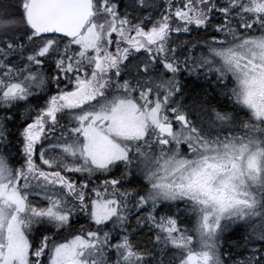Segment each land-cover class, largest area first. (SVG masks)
I'll list each match as a JSON object with an SVG mask.
<instances>
[{
    "label": "snow or ice",
    "instance_id": "1",
    "mask_svg": "<svg viewBox=\"0 0 264 264\" xmlns=\"http://www.w3.org/2000/svg\"><path fill=\"white\" fill-rule=\"evenodd\" d=\"M149 9L0 0V143L13 109L28 105L19 166L0 154V264H165L168 249L167 264H225L221 237L237 222L251 254L234 264H264V0H167L158 18ZM209 29L203 42L181 39ZM184 73L232 110L206 94L190 119ZM133 210L151 250L130 239ZM80 216L95 230L74 227Z\"/></svg>",
    "mask_w": 264,
    "mask_h": 264
},
{
    "label": "trees",
    "instance_id": "2",
    "mask_svg": "<svg viewBox=\"0 0 264 264\" xmlns=\"http://www.w3.org/2000/svg\"><path fill=\"white\" fill-rule=\"evenodd\" d=\"M151 3L156 5V9H161L163 7V1L160 2L159 0H151ZM145 15L149 14L148 12L144 13ZM207 33L206 32H199V38L201 40V42L204 41L205 35ZM193 34L191 33L190 35H184L181 37V39H192ZM27 51H25L24 55H27ZM13 63L14 64H22L23 61L18 58V57H12ZM184 78L188 77L187 74H183L182 75ZM61 87H63V85H61ZM207 94V99L209 100V102L213 99L211 92L208 91V89L206 87H196L195 84H192V82L190 80H186V84H184L183 86V96L184 98L187 100L185 101V103H188L190 105V103H196L197 106H199V104L202 102V97H205V95ZM215 98V96H214ZM218 98H216L217 100ZM31 104L34 106L37 101L30 98ZM28 107L27 104H24L23 102H21L20 106H18L17 108L13 109V112L15 114V122L14 123H9L7 126L10 129V131L13 133V135L8 137L9 140V144L8 145H0V152L5 155L6 157H8V161L10 164H12L13 166L18 165L17 161L20 160V156L17 154L18 153V149H19V144H18V136L16 135L17 133V129L19 127V125H21L22 123H24V120L26 119V114H25V108ZM6 113L4 112V110L2 108H0V116L5 115ZM62 123L64 121H61ZM32 203L33 204H38L35 201V198L32 199ZM39 205V204H38ZM167 210L164 209L162 212H166ZM135 210H133V214L130 217V221L132 224V228H131V233L130 236L131 240L133 241L134 244L139 245L141 250H151L153 248V242H154V234L153 232H150L147 228H137L136 227V223H135V216L138 214L134 213ZM83 220V223H78L75 225L76 228H79L80 225H84L86 228H92V230H95V228L89 224V222L86 220V218H84L83 216H80ZM190 216H181L180 219L182 221V223L180 224V226H183V223L186 222L188 223V219L191 221V219L189 218ZM190 227L192 224H189ZM40 226L38 225L37 227H34V230L32 231L33 234H35L37 228H39ZM248 229L243 225H237L233 230H231V232H228L227 234H225L222 237V242H221V255L222 258L224 257L225 254L230 255L232 257L231 260H226L225 264H234V262L236 260H243L246 256L250 255L251 253L249 251L246 250L245 248V240L248 239ZM70 232L71 230H69L68 232H65V234L61 235V240H63L65 237H70ZM247 247L251 248V247H256V245L253 244H249L247 245ZM171 249H168L165 251V253L163 254V259L165 261V264H167V261L172 258L171 253L173 251H171Z\"/></svg>",
    "mask_w": 264,
    "mask_h": 264
},
{
    "label": "flooded vegetation",
    "instance_id": "3",
    "mask_svg": "<svg viewBox=\"0 0 264 264\" xmlns=\"http://www.w3.org/2000/svg\"><path fill=\"white\" fill-rule=\"evenodd\" d=\"M210 31H211V29L208 30L207 34L205 35L204 40L211 38V36H210L211 32ZM199 32H201V31H199ZM199 32H192L193 37H197V36L199 37L200 36ZM202 32H204V31H202ZM178 79L181 80L182 90H183L184 84H186V80H190L192 82V84L196 85L197 88L198 87H200V88L206 87L208 89V91H210L211 94H213L212 95L213 99L210 101V104L212 106H214L220 110H225V109L229 110V111L232 110L231 101L227 97L221 96L217 91H214L213 88L209 86L208 82L205 79H203L202 77L198 78L196 75H190V76L184 78L181 75L178 77ZM214 96H215V98H214ZM216 98H218V99L216 100ZM185 101H187V100L183 96L181 102L186 104V105H189L188 103H185ZM189 106L193 108V114L190 116V119L196 120L197 116L199 115L198 106L196 105V103L195 104L190 103ZM241 115H243V113H241Z\"/></svg>",
    "mask_w": 264,
    "mask_h": 264
},
{
    "label": "rangeland",
    "instance_id": "4",
    "mask_svg": "<svg viewBox=\"0 0 264 264\" xmlns=\"http://www.w3.org/2000/svg\"><path fill=\"white\" fill-rule=\"evenodd\" d=\"M159 1H160V2L163 1V7L160 9V10H161V13H163L164 10H165V8L167 7V0H159ZM149 3L151 4V0H149ZM220 3L222 4V3H223V0H220ZM210 32H211V31H210ZM201 50L203 51V49H201ZM185 74H187V76H190L188 73H185ZM0 144H2V143H0ZM182 150H183V148H182ZM0 154H2V153L0 152ZM8 162H9V161H8ZM39 163H40L39 160H37V164H39ZM9 164H10V163H9ZM10 165L13 166L12 164H10ZM13 167H18V166H13ZM104 178H113V177H101V180H97L96 183H97V184L101 183L102 179H104ZM42 195H43V193L40 194L41 197H42ZM35 201L39 204V205H38V204L35 203L36 206H45L44 203H43V201H42V199H40L39 197H36V198H35ZM179 207H180V208H183V207H184L183 203H180V204H179ZM166 212H167V211H166ZM134 213H135V214H138V213H136V212H134ZM161 214H165V212H164V213L161 212ZM189 218L191 219V217H189ZM79 223H83V220H82L81 217H79ZM189 224H192L191 227H190ZM237 225H243V226H245L243 222H237L236 224H234V225L230 226L228 229H226V231L224 232L223 236H224L225 234H227L228 232H231V230H233ZM37 226H38V225H35L34 227H37ZM192 226H193V221H192V219H191V221L188 219V223L184 222L182 228H188V229H191ZM34 227H33L32 231L34 230ZM74 227H75V226H74ZM180 227H181V226H180ZM131 228H132V227H131ZM131 228L128 229V232H129V233H131ZM106 230H107V229H106ZM250 231H251V230L248 229V233H249ZM48 234L51 235V233H48ZM62 234H65V232L62 233ZM189 234H191V233H189ZM121 235H123V233H121ZM223 236H222V237H223ZM131 237H132V236H130V239H131ZM222 237H221V242H222ZM68 238L70 239L71 236L68 237ZM62 241H63V240H61V242H62ZM254 245H256V247H259V246H260V243L257 241V242L254 243ZM193 247L196 248V249L198 250V245H196L195 243H194ZM171 251H173V250L171 249ZM171 251H170V252H171ZM172 254L174 255V251L171 253V255H172ZM173 255H172V257H173ZM110 259H114V257L111 256V254H110Z\"/></svg>",
    "mask_w": 264,
    "mask_h": 264
}]
</instances>
